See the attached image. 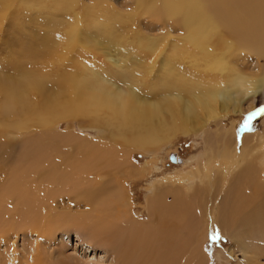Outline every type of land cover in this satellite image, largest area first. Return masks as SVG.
Returning <instances> with one entry per match:
<instances>
[{
    "label": "rangeland",
    "instance_id": "374dc122",
    "mask_svg": "<svg viewBox=\"0 0 264 264\" xmlns=\"http://www.w3.org/2000/svg\"><path fill=\"white\" fill-rule=\"evenodd\" d=\"M147 1L142 0L144 7H140L136 5L135 0H0V74L8 72L4 74L6 76L10 75V72L12 74L22 69L25 71L23 73L29 72L35 77L40 75L39 78L42 77L54 83L55 80L59 81L63 76L72 74L74 70L75 76L79 75L77 71L81 73L92 70L88 73L89 75L97 77L104 73L114 80L125 82L132 80L128 71L130 69L136 74H134L136 78L134 85L141 92L160 94L164 92L167 81L169 82V79L167 80L163 75V70L167 66L166 62H170L171 69L174 68L170 69L173 77L170 80L173 79V84L176 86H178L177 82L180 83L179 80L182 81V85L191 86L192 84L193 86L200 78L206 77L210 78V83H224L226 80L224 76L206 75L201 72L197 62L202 66L203 58H200L197 51L183 41L182 36L186 33L184 22L179 17L164 16L166 15L165 12L163 13L166 11L165 7L162 8L163 11L158 8L157 16H153L145 8ZM77 20L79 22L82 20L79 28L76 29L77 42L70 45L71 48L68 49L66 33ZM214 43L215 38L212 44ZM175 46L176 48L173 49ZM216 49L214 51L219 52L218 47ZM149 51L152 52L153 55L150 53L152 56L148 53ZM229 52L232 53L228 54L231 68H235V71L249 78L262 77L260 86L251 101L243 102L245 107L251 103L252 108L249 111L238 116L227 115L215 123L205 124L203 130L201 129L197 134L177 133L169 142L153 147L152 150H154L150 152L141 150L123 152L121 150L123 148L120 147L115 159L109 158L108 167L90 164L85 166L88 170L86 178L89 179L92 188L96 182L100 184L107 182L106 186L109 188L104 194L92 196L94 198H92L90 209L93 210L90 213L95 216L97 204H104L107 208L108 220H114V223L117 221L114 227L123 228L126 222H131L137 226L144 225L141 228L150 229L152 224L155 228L162 216L158 213L152 215L147 210V200L155 197L153 189H155L154 193L168 192V196L165 197V202L168 200V204L173 200V196L184 203L192 225H189L188 231L183 226V230L178 229L176 238L179 242L185 240L186 234L189 235L190 232L193 236L186 237V243L188 241L189 243L183 252L184 255L180 258L185 261H182L184 264H197L198 260L201 264H264V227L251 222L254 220H249L250 218L247 220L243 214L241 216L244 222L240 221V225L236 224L232 229H228V234L223 232V227L221 232L218 223H215L220 205L226 203L223 198L228 201L226 197L230 192L228 190L244 183L232 181L239 172V167L236 166L238 152L231 148L226 151L222 149V143L218 141L221 136L226 135V138L233 139L237 144L238 140L244 136L254 138L256 151L253 157L258 165L254 176L257 182L262 180L258 184L264 188V111L262 110L264 107V57L251 50L233 48ZM61 53L64 54L63 60L58 61L56 56ZM125 57L130 58L127 67L123 68L125 70L118 69L110 61ZM33 95L28 97L31 101H34ZM36 99L35 97V101ZM87 126V120L75 118L58 121L52 132L50 130L33 131L34 128L20 132L1 129L0 165L6 166H3L4 171H0V185L6 184L5 179L9 176L10 164L16 163L15 161L26 146L38 147V149L46 147L50 152H57L59 162L56 161V165L62 170L72 159L68 153L69 145L81 144L84 140L92 144L96 143L95 139L104 138L105 141L101 144L106 146L108 130H101L102 133L96 128ZM68 134L69 140L73 142L62 138ZM57 137H61L62 141H57ZM51 141L56 142V145ZM2 151L6 152L5 156L1 155ZM100 157L102 155L94 156L97 164L99 161L106 164V161ZM49 160L51 162V159ZM97 171L102 173L103 177L96 179ZM259 171H262L260 176ZM74 172L75 170L68 177V185L64 187L66 193L61 190L56 197L62 203L57 204L58 208L56 210L53 208L50 215V218L54 216L52 221L65 219L68 226L66 223L62 224L53 231V234L41 236V239L21 231L11 232L5 239L0 240L2 242H0V264H32L28 257L29 251L31 248L34 249V246L36 251L34 250L31 255L41 258L42 264L59 262L114 264L113 253L110 249L105 252V246L91 241L87 227L82 230L83 227L79 226L78 231L79 227L70 223V220L87 218L86 210L89 213V209L84 207L86 195L77 197V193L71 191L75 181ZM91 176L93 178H90ZM188 202L191 204L189 205ZM113 207L117 211L115 215H120V221L115 215H113L115 219L111 217L112 212L114 214L115 211ZM246 208L247 214L251 212V205ZM172 210L165 214H169ZM121 216L124 217L121 218ZM178 224L176 223V227H179ZM232 236L235 240L231 238ZM4 244L15 251L14 256L9 250L4 249ZM39 254L41 256H37Z\"/></svg>",
    "mask_w": 264,
    "mask_h": 264
},
{
    "label": "bare ground",
    "instance_id": "6f19581e",
    "mask_svg": "<svg viewBox=\"0 0 264 264\" xmlns=\"http://www.w3.org/2000/svg\"><path fill=\"white\" fill-rule=\"evenodd\" d=\"M135 1L137 6L144 7L142 0ZM164 7L166 11L162 9ZM145 8L153 16H157L159 8L166 13L164 16L179 17L184 22L183 26L186 30L185 36H182L183 41L194 48L200 58H203L202 66L197 62L201 72L206 75L218 74L224 76L226 80L224 83H210V78H200L193 86L192 84L191 86L182 85V81L179 80L180 83L176 81L178 84L176 86L173 84V79L170 80L173 78L171 70L174 68L171 69L172 64L166 62L167 66L164 67L163 75L167 80L169 79V82L166 80L163 93L151 94L141 92L134 85L135 72L130 69L128 71L132 80L125 82L114 80L104 73L97 77L89 75L88 73L92 70L81 73L77 71L78 76H75L74 70L72 74H66L67 76H63L59 81L55 80L54 83L42 77L39 78L40 75L35 77L29 72L23 73L25 71L22 69L20 70L22 73L15 71L6 76L4 74L8 72H2L3 74H0V131L9 129L20 132L34 128L33 131L50 130L52 132L58 121L84 118L92 129L96 128L102 133L101 130H108L106 137L108 143L106 146L101 144L105 141L104 138H97L96 143L92 144L85 140L80 141L81 144L71 143L68 153L72 159L64 170L56 165V161L59 160L57 152H50L46 147L38 149V147L26 146L15 161L16 163L10 164L11 169L10 172L8 170L6 184L0 185L2 186L0 188V240L5 239L11 232L18 231L41 239V236L53 234V231L62 224L66 223L68 226L65 219L52 221L54 216L50 218V215H52V209L56 210L57 204L62 203L56 197L61 190L66 193L64 187L68 185V177L73 170H75V181L71 191L77 193V197L86 195L84 207L92 213L93 209H90L92 198H94L92 196L104 194L109 188L106 186L107 182L102 184L96 182L92 188L89 179L86 178L88 171L85 168L86 165L108 167L109 158L115 159L120 147L123 148L121 149L123 152L133 150L150 152L153 147L169 142L177 133L197 134L201 129L203 130L205 124L215 123L227 115H243L252 108L251 103L245 107L243 102L251 101L260 86L262 77L249 78L235 71V68L229 66L228 54L231 55L229 51L234 48L256 51L264 57V0H148ZM81 22L82 20L80 22L77 20L78 25L75 23L66 33L68 49L71 48L70 45L77 42L76 29ZM213 38H215L214 45ZM217 47L219 52L214 51ZM148 53L152 54L150 51ZM63 55V53L57 55V60H63ZM128 58L109 60L113 66L123 69L130 61ZM30 93L32 95L34 93V97L32 96L34 101L35 97L37 98L35 102L28 98ZM262 110L264 111V107ZM223 136L218 140L222 143V149L226 151L231 148L238 152L236 166L239 167V172L232 181L244 183L228 190L230 191L226 193L228 201L223 198L226 203L220 205L215 223H218L220 231L223 227V232L228 234V229H232L240 221L244 222L242 221L244 215L247 220L250 218L249 220H254L251 222L264 227V188L258 184L262 180L257 182L254 176L258 166L253 157L256 151L255 140L244 136L238 140L237 144L233 139ZM57 138V141H62L61 137ZM62 138H65V141H72L69 140V134ZM52 143L56 145V142ZM5 153L2 151L1 155L5 156ZM96 154L102 155L100 158L106 161V164L100 161L97 164L94 159ZM3 166L6 165H0V171H4ZM258 174L260 176L262 171ZM92 176L90 178H93ZM95 176L98 179L100 176L103 177V174L97 171ZM154 191L155 189L152 191L155 197L147 200V210L152 215L158 213L162 216L161 221H157L158 224L155 223L157 224L155 228L152 224L154 220L151 222L150 229L141 228L144 225L137 226L131 222H126L123 228L114 227L117 221L114 223V220H108L107 208L101 203L97 204L95 216L86 210L87 218L82 217L81 214L82 218L70 220V223L83 227L82 230L87 227L89 239L105 246V252L110 249L113 253L114 264H182L185 261L180 258L184 255L183 252L189 243V241L186 243V237L192 236L190 234L192 232L188 233L189 235L186 234L185 240L179 239L178 242L176 231L183 230V227L188 231L189 225H192L188 219L186 206L176 196H173V200L168 204V200L167 203L165 202L168 192L154 193ZM248 205L252 206V210L247 214ZM114 210L116 211L115 208ZM170 210L172 212L165 214ZM115 211L114 214L112 212L111 217L117 213ZM115 217L118 221L121 220L120 215ZM115 217L113 216L114 219ZM176 223H179V227H176ZM47 224L48 226L45 227ZM50 224H52L51 227ZM231 238L235 240L233 236ZM4 247L6 251L9 250L13 256L15 255V251L10 246L4 244ZM35 249L34 246V249L28 250L30 253L28 260L32 264H42L41 258L31 255ZM196 263L201 264L200 260Z\"/></svg>",
    "mask_w": 264,
    "mask_h": 264
},
{
    "label": "snow or ice",
    "instance_id": "6c2138e0",
    "mask_svg": "<svg viewBox=\"0 0 264 264\" xmlns=\"http://www.w3.org/2000/svg\"><path fill=\"white\" fill-rule=\"evenodd\" d=\"M249 119H251V116H249ZM213 238H215V237H213Z\"/></svg>",
    "mask_w": 264,
    "mask_h": 264
}]
</instances>
